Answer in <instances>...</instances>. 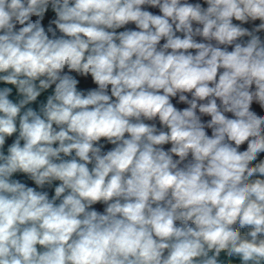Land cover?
Wrapping results in <instances>:
<instances>
[{
	"label": "clouds",
	"instance_id": "1",
	"mask_svg": "<svg viewBox=\"0 0 264 264\" xmlns=\"http://www.w3.org/2000/svg\"><path fill=\"white\" fill-rule=\"evenodd\" d=\"M261 33L264 0H0V264H264Z\"/></svg>",
	"mask_w": 264,
	"mask_h": 264
},
{
	"label": "crops",
	"instance_id": "2",
	"mask_svg": "<svg viewBox=\"0 0 264 264\" xmlns=\"http://www.w3.org/2000/svg\"><path fill=\"white\" fill-rule=\"evenodd\" d=\"M190 2H195V0H190ZM149 10L152 11V12H154V13H158V9H149ZM54 17H55V14L51 11V9H49L48 13H46V16H45L44 21H42V23L45 26V28H47V25H48L49 20L50 19H53ZM33 19H35V17ZM256 23H259V22L257 21ZM248 27H251V25H248ZM121 30H123V29H121ZM261 36H262V38H264V33H261ZM81 86L82 87H91V86H94V85L91 84V81L89 79L86 83H82ZM49 94H51V89L48 92L43 93L41 95V97L38 98L37 103L34 104V105H32V106L38 108L39 103L45 102L46 101V97ZM173 102L175 103V101H173ZM177 106L180 107V108L186 107V105H177ZM254 107H256V106H254ZM259 114L264 115V112H259ZM204 119H209V118L208 117H205ZM208 131H209V134H210V130H208ZM102 143H103V141H102ZM107 146H111V145H106L105 147H107ZM243 147H246V146H243ZM260 158L261 159H264V154H261V157ZM14 178L20 179L22 182H25L26 184H28V186H33V187L35 186L34 183L31 182L30 180H28L27 177L24 176L23 174H16V176ZM55 183H58V182H55ZM55 183H54L53 187L46 186L43 189V191H48L49 192L50 197H51V195L54 194L53 189H54ZM38 190H40V189H38ZM93 207L97 211L103 212V209H104L105 206L103 204H96ZM223 256H224V254L222 253V258H223ZM234 264H239L238 259H235L234 260Z\"/></svg>",
	"mask_w": 264,
	"mask_h": 264
},
{
	"label": "rangeland",
	"instance_id": "3",
	"mask_svg": "<svg viewBox=\"0 0 264 264\" xmlns=\"http://www.w3.org/2000/svg\"><path fill=\"white\" fill-rule=\"evenodd\" d=\"M127 27L134 28V25H128ZM91 87H94V86H91ZM111 147H113V146L112 145L111 146H107V147H105V150L110 149ZM169 147H170V145H166L165 146L166 149L169 148Z\"/></svg>",
	"mask_w": 264,
	"mask_h": 264
},
{
	"label": "trees",
	"instance_id": "4",
	"mask_svg": "<svg viewBox=\"0 0 264 264\" xmlns=\"http://www.w3.org/2000/svg\"><path fill=\"white\" fill-rule=\"evenodd\" d=\"M7 143H11V139H9V141Z\"/></svg>",
	"mask_w": 264,
	"mask_h": 264
}]
</instances>
